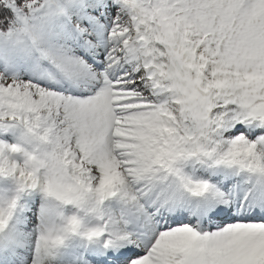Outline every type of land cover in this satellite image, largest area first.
Returning <instances> with one entry per match:
<instances>
[{
    "label": "snow or ice",
    "instance_id": "obj_1",
    "mask_svg": "<svg viewBox=\"0 0 264 264\" xmlns=\"http://www.w3.org/2000/svg\"><path fill=\"white\" fill-rule=\"evenodd\" d=\"M0 264H264V0H0Z\"/></svg>",
    "mask_w": 264,
    "mask_h": 264
}]
</instances>
